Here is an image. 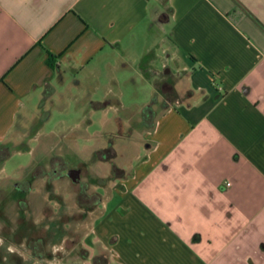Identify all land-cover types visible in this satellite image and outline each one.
Masks as SVG:
<instances>
[{
  "label": "crops",
  "instance_id": "crops-1",
  "mask_svg": "<svg viewBox=\"0 0 264 264\" xmlns=\"http://www.w3.org/2000/svg\"><path fill=\"white\" fill-rule=\"evenodd\" d=\"M136 76L151 103L111 146L128 163L85 261L264 264V0H0L1 149L72 86L117 102Z\"/></svg>",
  "mask_w": 264,
  "mask_h": 264
},
{
  "label": "rangeland",
  "instance_id": "rangeland-1",
  "mask_svg": "<svg viewBox=\"0 0 264 264\" xmlns=\"http://www.w3.org/2000/svg\"><path fill=\"white\" fill-rule=\"evenodd\" d=\"M98 78L106 80L108 73ZM85 89L72 86L71 93L80 92L82 101L71 99L65 112L53 110L50 117L37 118L36 137L28 139L36 133L32 128L8 136L14 147L0 161V255L4 264H93L85 260L95 241L92 227L98 223V207L106 206L108 211L113 202L100 194L103 189L109 193L115 178L124 176L122 165L128 163V150H112L111 146L124 143L125 126L135 120L131 114L151 103L153 87L136 76L134 85L111 89L119 97L117 102L103 100L102 86L92 96L83 95ZM119 124L124 133L117 139L113 133ZM25 144L30 150H23ZM106 145L109 151L101 149ZM112 155L117 158L110 160ZM69 170L78 171L76 182L66 176ZM25 187L28 192L16 190ZM99 262L105 264L102 257Z\"/></svg>",
  "mask_w": 264,
  "mask_h": 264
},
{
  "label": "trees",
  "instance_id": "trees-1",
  "mask_svg": "<svg viewBox=\"0 0 264 264\" xmlns=\"http://www.w3.org/2000/svg\"><path fill=\"white\" fill-rule=\"evenodd\" d=\"M53 61H54L53 57H52V56H49V58H48V60H47V65H48L49 67H53V64H52ZM148 113L150 114V110H149V108H148V107L144 108L143 114H144L145 117L143 118V121H144V124H145V125L148 124V120H149V119L146 117V114H148ZM1 150H2V149L0 148V151H1ZM23 150H27V149H26V148H23ZM109 150H110V149H107V151H109ZM8 155H9L8 153L1 155L0 161L4 160ZM113 156H114V155H112L109 159L111 160V159L113 158ZM109 159H108V160H109ZM122 174H123V173H122ZM39 258H41V255L39 256ZM100 258H101V257H98V263H97V259H95L93 264H100V262H99Z\"/></svg>",
  "mask_w": 264,
  "mask_h": 264
},
{
  "label": "flooded vegetation",
  "instance_id": "flooded-vegetation-1",
  "mask_svg": "<svg viewBox=\"0 0 264 264\" xmlns=\"http://www.w3.org/2000/svg\"><path fill=\"white\" fill-rule=\"evenodd\" d=\"M5 151H6L5 149H2L0 151V158H1V155H3ZM70 171H76V170H69V171H67V173L70 172ZM67 173H66V176H67ZM74 182H76V181H74ZM21 184H23L22 186H26V183H24V182L21 183ZM16 190H19L20 192H28L29 191V188L28 187H25V188H23L21 190L19 188H17ZM2 261L3 260H2L1 255H0V264H4V263H2Z\"/></svg>",
  "mask_w": 264,
  "mask_h": 264
},
{
  "label": "water",
  "instance_id": "water-1",
  "mask_svg": "<svg viewBox=\"0 0 264 264\" xmlns=\"http://www.w3.org/2000/svg\"><path fill=\"white\" fill-rule=\"evenodd\" d=\"M67 177L70 178L74 182L78 179L79 173L77 171H70L67 173Z\"/></svg>",
  "mask_w": 264,
  "mask_h": 264
},
{
  "label": "built area",
  "instance_id": "built-area-1",
  "mask_svg": "<svg viewBox=\"0 0 264 264\" xmlns=\"http://www.w3.org/2000/svg\"><path fill=\"white\" fill-rule=\"evenodd\" d=\"M227 186H229V184L227 183Z\"/></svg>",
  "mask_w": 264,
  "mask_h": 264
}]
</instances>
